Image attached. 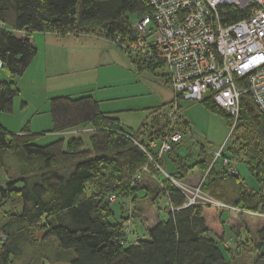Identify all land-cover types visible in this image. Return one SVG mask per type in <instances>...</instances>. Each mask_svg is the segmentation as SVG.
I'll return each instance as SVG.
<instances>
[{
	"label": "trees",
	"instance_id": "obj_1",
	"mask_svg": "<svg viewBox=\"0 0 264 264\" xmlns=\"http://www.w3.org/2000/svg\"><path fill=\"white\" fill-rule=\"evenodd\" d=\"M147 13L146 0H0V70L9 78L0 81V115L12 113L19 93L14 79L25 73L37 54L30 41L33 33L100 37L114 43L137 70L154 73L162 68L129 51L137 38L132 24ZM220 16L223 24H231L243 13L223 7ZM239 85L245 86V80ZM173 100L153 109L150 121L134 131L102 112L91 95L50 98L51 129L46 134H28V125L23 134H12L0 124V174L6 177L0 185V264H21L25 249L49 241L56 248L53 255L35 252V259L26 264H235L232 250L224 245L221 217L227 210L200 203L184 206L186 195L173 181L182 183L188 170L197 167L204 177L199 185L203 194L226 206L264 213V113L249 94H242L232 126V118L211 97L199 102L233 128L231 143L222 154L246 165L258 185L251 190L237 174L218 168L220 159L212 164L213 155H203L188 166L189 154L174 153L184 138L158 154L172 130L166 110ZM181 107L176 129L188 134L191 127L181 117ZM79 129L91 130L88 144L78 136L64 139L79 134L72 133ZM49 134L58 139L34 144ZM164 158L174 173L164 170ZM163 199L166 217L144 231L139 204L148 200L156 205ZM116 201H125L127 209L123 206L119 220L111 222V204ZM7 204L9 211L3 209ZM136 221L145 232L142 236L133 229ZM260 237L251 264H264L260 249L264 229Z\"/></svg>",
	"mask_w": 264,
	"mask_h": 264
},
{
	"label": "built area",
	"instance_id": "obj_2",
	"mask_svg": "<svg viewBox=\"0 0 264 264\" xmlns=\"http://www.w3.org/2000/svg\"><path fill=\"white\" fill-rule=\"evenodd\" d=\"M146 2L149 13L134 20L132 27L137 38L129 45V51L160 63L174 95L173 110L167 115L172 130L160 144L159 155L170 151L171 143L185 137L184 131L175 125L181 99L200 102L209 96L229 114L233 125L238 118L242 94H249L264 113V0ZM223 7L237 9L243 13L242 18L223 24L220 16ZM243 80L245 86H240ZM223 149L221 146L214 153L212 164L220 159L221 168L236 174L231 160L223 156ZM173 182L186 195L184 206L196 201L225 206L203 194L200 183L190 190L184 183ZM194 191L199 194L196 197L199 200L190 198Z\"/></svg>",
	"mask_w": 264,
	"mask_h": 264
},
{
	"label": "rangeland",
	"instance_id": "obj_3",
	"mask_svg": "<svg viewBox=\"0 0 264 264\" xmlns=\"http://www.w3.org/2000/svg\"><path fill=\"white\" fill-rule=\"evenodd\" d=\"M35 35H38V33H33L31 38L35 37ZM36 38L37 37H35V45L37 48L40 42ZM91 38H96V36ZM94 43L96 46L95 49L101 54H104L103 60L106 59L104 62L107 64L105 67H97V70L95 71H98L99 80H103L107 85L110 86V88L106 89L108 90V101L103 100V102H101L102 110L112 113L115 117H117L121 125L126 130H137L143 122L148 123L150 121L153 109L161 107L163 104L169 103L173 97L170 88L164 82V79L166 80L167 78L165 75V69L163 67L159 68L155 71V73H150L147 70H141L139 72L134 66L131 65V61L127 58L125 53L116 47L114 43H111L110 41L103 38H96V40L94 39ZM86 46H88V43H86L83 47ZM121 61H123V63H121ZM104 62H102V65H105ZM16 80L17 79H14V82ZM69 97L75 98L78 96ZM180 105L182 106L180 115L184 120H187L190 123L191 127L190 132L185 134L184 141L182 142L185 144L184 147L189 149V157L187 161L189 165L193 164L192 160L194 158L198 160L197 155L201 151H203V153L206 155H214V153L221 146L224 148L229 146L231 143L229 135L233 128L229 127V129L222 117L210 113L199 102L192 100H180ZM169 108L170 110H173L171 106H169ZM19 110V100L15 99L13 114H1L0 124L6 129L8 133L17 134L26 125L22 120V117L25 115L23 114V116H21L22 114L18 113ZM168 111L169 109L166 110L167 113ZM49 119L50 117L45 116L44 114H42L41 117L34 118L33 121L36 122L35 124H37V128L39 129L38 131L49 124ZM33 125L34 124H32V126ZM72 133L79 134H68V136H63L64 139L67 140L70 136H78L88 144L91 130L89 131V129H79L77 131L74 130ZM56 138L57 136L51 137L50 135H44L40 138H37L34 141V144L46 145ZM231 163L235 167L236 172L238 171L239 178L243 181L244 187L251 190H256L258 187L257 182L253 175H251V173L248 171L246 165L243 162H240L238 159L231 160ZM219 168H221V166ZM144 170L146 172L145 167ZM165 171L167 170L165 169ZM12 172L13 171L11 170L10 174H13ZM188 173V180L196 178L193 184L200 183H197V179H200L202 175L197 168L189 169ZM147 180L149 179H146V183H148ZM5 181V175L0 174V185L4 186ZM181 182L186 184L190 190H193V188L197 186L191 184V181ZM196 197H199V194H197L195 191L192 192L190 198L192 199ZM196 200L199 199L196 198L195 201ZM141 203L142 204L141 206L139 204V207L142 209L143 216L141 218L144 220L143 224L140 221L143 226L142 228H144V226L146 227V225L150 224L151 222L154 223L155 221L164 219L166 217V211L164 209L166 201L164 199L162 202L159 200L156 205H151L148 200H143ZM196 203L197 201L195 204ZM125 204H127L125 201H116L115 203L111 204V209L114 214V218L110 219L111 222H113L114 219L116 221L119 220L122 207L124 206V210L127 209ZM218 207L226 209L228 214H230L227 215L226 218L224 217L225 221H223L225 225V237L227 240L225 241L224 245L228 246L232 250L233 261H235L234 263L251 264L255 254L258 252L255 246L259 241H261L262 235L260 237V233L264 229V213L244 212L240 209L236 210V208L233 209V207L226 205ZM3 209L6 211L10 210L8 204L5 205ZM138 210H136V212H138ZM135 223L136 225L133 226V229H137L136 232L141 236L145 234L144 231L139 232V221H136ZM46 244H51V241L45 242L44 244L39 243L34 249H25L21 259V264L32 263V260L35 259L33 256L35 252H43L45 256L53 255V252L56 251V248L54 246L48 245V247L45 249L44 247ZM260 249L261 252L264 253V240ZM223 255L225 258L230 257L225 250H223ZM40 264L48 263L47 261H44Z\"/></svg>",
	"mask_w": 264,
	"mask_h": 264
},
{
	"label": "crops",
	"instance_id": "obj_4",
	"mask_svg": "<svg viewBox=\"0 0 264 264\" xmlns=\"http://www.w3.org/2000/svg\"><path fill=\"white\" fill-rule=\"evenodd\" d=\"M35 37H37L36 39L40 42L37 48L35 45ZM35 37L30 38V41L32 45L36 48L37 54L29 65V67L26 69L25 73L21 77L16 78L17 80L15 81V84L19 93L17 97H15L13 100V109L12 113H10V115H12L14 112L15 99L19 100L20 110L18 111V113H21V116H23V114L25 115L24 117H22V120L26 125H28V134L40 135L45 132H48L51 129L50 119L48 121L49 124L46 125V127L41 129L40 131H38L39 129L37 128V124H35L36 122H34L33 120L34 118L41 117L42 114L50 117L48 101L52 97H79L84 95H91L98 101L100 110L104 113H108L107 111L105 112L102 110L101 102H103V100L108 101V90L106 89L110 88V86L107 85L103 80H99L98 71H95L97 70L96 68L99 66H107V64L104 62V60L106 59L103 60L104 54H101L95 49L96 46L94 43V39L96 40V38L100 37L92 39L91 37L93 36H58L52 33H38V35H35ZM86 43H88V46L83 47ZM102 62H104L105 65H102ZM121 63H123V61H121ZM4 80L8 81L9 78L0 70V81ZM164 82L169 87V84L168 82H166L165 79ZM172 96L173 99V92ZM32 124L34 125L32 126ZM4 130L6 131L5 128ZM22 131L23 129L17 134H22ZM50 136L56 137L52 134ZM184 146V143L181 144L180 147H178L177 150L174 152L175 155L181 157L187 155L189 149ZM201 156L203 155L199 152L197 155L198 160L201 159ZM194 160L196 159L194 158L192 160L193 163ZM163 162V168L164 170H167V173L175 172V168L173 167L168 158H164ZM188 166L193 165L188 164ZM217 167L219 168L220 165H217ZM188 174L189 173H187V175L182 181H191V184H193L196 178L188 180ZM236 174L239 176L238 171L236 172ZM200 179H197V183L200 182ZM193 185L195 186L198 184L195 183ZM227 215L230 214L226 212L222 215V222L225 221L224 217L226 218ZM139 221H141L143 224L144 220L140 218ZM156 222L157 221H155L154 223L151 222L150 224L146 225V227L144 226V228L142 229L146 231L147 229L151 228ZM141 227L143 226L141 225Z\"/></svg>",
	"mask_w": 264,
	"mask_h": 264
}]
</instances>
